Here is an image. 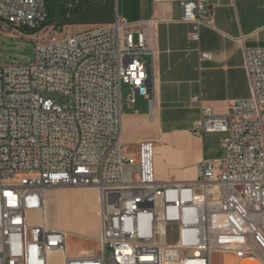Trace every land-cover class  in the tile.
Returning a JSON list of instances; mask_svg holds the SVG:
<instances>
[{
	"label": "built area",
	"instance_id": "obj_1",
	"mask_svg": "<svg viewBox=\"0 0 264 264\" xmlns=\"http://www.w3.org/2000/svg\"><path fill=\"white\" fill-rule=\"evenodd\" d=\"M181 6L199 40L201 27H213L208 0ZM47 19L46 0H0L3 27L35 43L33 61L0 65V264H210L215 251L264 243V47L245 49L249 98L225 114L194 98L193 133L221 135L222 156L202 161L195 182L158 181L155 143L132 156L121 140L124 85L130 104L139 95L157 107L148 57L158 21L132 23L116 11L109 23L66 34ZM51 187L98 191L95 255H71L67 233L49 226Z\"/></svg>",
	"mask_w": 264,
	"mask_h": 264
},
{
	"label": "crops",
	"instance_id": "obj_2",
	"mask_svg": "<svg viewBox=\"0 0 264 264\" xmlns=\"http://www.w3.org/2000/svg\"><path fill=\"white\" fill-rule=\"evenodd\" d=\"M182 1L112 0L107 4L113 18L117 11L132 23L152 17L158 21L155 54L148 57L154 62L157 107L151 112L148 101L139 95L133 105L123 102L121 135L132 156H137L139 143H155L158 181L195 182L202 161L222 156L221 135L200 138L193 133L201 108L194 98L201 97L203 105L216 114H225L231 103L249 98L245 49L264 47V0H208L213 27H201L199 40L193 38V26L182 21ZM204 54L210 59L203 58ZM47 192L46 196L65 201L72 193L85 196L91 213L99 199L90 188ZM49 226L66 232L63 226ZM84 231L88 238L97 239L95 225ZM250 245L249 250L215 251L210 264H264V243Z\"/></svg>",
	"mask_w": 264,
	"mask_h": 264
},
{
	"label": "rangeland",
	"instance_id": "obj_3",
	"mask_svg": "<svg viewBox=\"0 0 264 264\" xmlns=\"http://www.w3.org/2000/svg\"><path fill=\"white\" fill-rule=\"evenodd\" d=\"M55 12L54 27L56 31L64 29L66 34H76L88 30L95 24L109 23L113 19V9L105 3L90 4L77 17L63 16L59 11V0H47ZM52 26V28H53ZM50 31V30H48ZM44 34H47L46 32ZM35 43L33 38H27L15 33L11 29L3 27L0 23V65L8 63H29L33 61V50ZM130 89L124 85L122 87L123 102L126 103ZM49 97L58 99L56 94H49ZM84 188L51 187L49 191L77 190ZM92 189V188H90ZM96 193V190L93 189ZM74 192V191H73ZM96 201V200H95ZM47 222L50 225L63 226L68 236V252L78 254L86 250L89 254H95L99 249V205L96 203L94 211L90 210L85 196L72 195L65 201L60 198L46 196ZM35 222L40 221L39 216H35ZM91 224L97 228V239L88 238L85 235ZM176 226L173 227L169 236V242L177 239ZM98 248V249H97Z\"/></svg>",
	"mask_w": 264,
	"mask_h": 264
},
{
	"label": "trees",
	"instance_id": "obj_4",
	"mask_svg": "<svg viewBox=\"0 0 264 264\" xmlns=\"http://www.w3.org/2000/svg\"><path fill=\"white\" fill-rule=\"evenodd\" d=\"M112 0H59V11L63 16H74L77 17L90 5V4H98L105 3L109 4ZM47 8H48V19L44 26H53L55 21V12L50 5V3L46 0ZM28 33L29 35L32 34Z\"/></svg>",
	"mask_w": 264,
	"mask_h": 264
},
{
	"label": "bare ground",
	"instance_id": "obj_5",
	"mask_svg": "<svg viewBox=\"0 0 264 264\" xmlns=\"http://www.w3.org/2000/svg\"><path fill=\"white\" fill-rule=\"evenodd\" d=\"M97 191V190H96ZM98 192V191H97Z\"/></svg>",
	"mask_w": 264,
	"mask_h": 264
}]
</instances>
